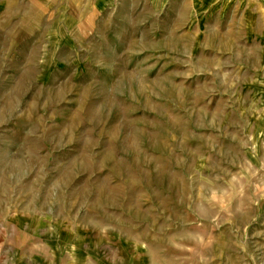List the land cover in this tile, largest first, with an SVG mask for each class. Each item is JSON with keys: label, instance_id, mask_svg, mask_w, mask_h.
I'll use <instances>...</instances> for the list:
<instances>
[{"label": "rangeland", "instance_id": "obj_1", "mask_svg": "<svg viewBox=\"0 0 264 264\" xmlns=\"http://www.w3.org/2000/svg\"><path fill=\"white\" fill-rule=\"evenodd\" d=\"M4 1L0 264H264L256 0L103 17L72 42Z\"/></svg>", "mask_w": 264, "mask_h": 264}, {"label": "crops", "instance_id": "obj_2", "mask_svg": "<svg viewBox=\"0 0 264 264\" xmlns=\"http://www.w3.org/2000/svg\"><path fill=\"white\" fill-rule=\"evenodd\" d=\"M193 3L195 0H191ZM216 6L221 0H206ZM259 1V2H257ZM183 2L182 11H189L190 0H5L23 22L50 21L47 36L55 35V41H78L90 39L95 33V24L103 17L138 15L144 12H174L175 3ZM220 5V4H219ZM253 14L264 13V0H256ZM206 3L202 4L205 7ZM249 5L245 6L248 7ZM15 18V17H14ZM54 28V30H52ZM49 40V39H47ZM53 40V39H50Z\"/></svg>", "mask_w": 264, "mask_h": 264}]
</instances>
